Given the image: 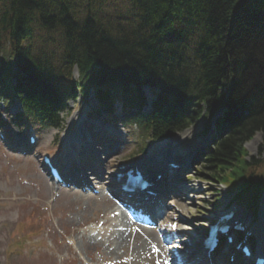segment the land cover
Instances as JSON below:
<instances>
[{
	"label": "trees",
	"instance_id": "obj_1",
	"mask_svg": "<svg viewBox=\"0 0 264 264\" xmlns=\"http://www.w3.org/2000/svg\"><path fill=\"white\" fill-rule=\"evenodd\" d=\"M144 86L157 88L146 112ZM11 90L17 124L60 129L75 93L92 92L148 142L220 110L202 169L256 184L264 157L243 146L256 132L264 143V0H0L6 109Z\"/></svg>",
	"mask_w": 264,
	"mask_h": 264
},
{
	"label": "rangeland",
	"instance_id": "obj_2",
	"mask_svg": "<svg viewBox=\"0 0 264 264\" xmlns=\"http://www.w3.org/2000/svg\"><path fill=\"white\" fill-rule=\"evenodd\" d=\"M73 74H76L75 70ZM143 90L151 98L148 89ZM97 108L92 93L84 99L70 102L69 110L64 115L65 122L59 131L33 123L15 124L12 121V112L17 109L15 103L11 104L9 113L5 112L0 103V120L6 119L8 124L1 127L9 140V143L0 141V264H166L163 258L167 251L163 242L166 231L159 230L162 225H168V220L162 221L154 229L139 228L130 221V231L134 229L141 239L131 238L122 248H115V244L108 239H113L123 230V222L114 214V209L118 206L113 203L115 199L106 193L100 195L99 189L95 190V187L100 186L101 177L89 180L88 186L78 187L76 177L69 175L73 173V169L66 172L65 143L78 146V155L86 164L82 169L83 177H91L86 168L95 167L98 171L101 170L102 175L109 177L110 183L115 182L120 163L134 161L142 156L130 157L138 150L139 143H143L133 138L136 130L126 128L119 119L112 120L104 113L96 112ZM116 109L120 110L119 103H116ZM88 111L96 114H89ZM207 123L209 124L207 119L201 118L176 137L170 138L173 140L179 135H186L179 146L186 148L188 153H180L178 147L175 149L177 158L184 159L186 166L170 173L173 175L171 181L184 175L192 178L203 171L204 176L198 177L201 181L200 193L193 195L194 198L185 199L178 192L176 181L169 191L170 196H165L162 201L165 203L172 198L171 195L175 196L173 199L177 202L176 206L185 214L182 219L185 225L179 223L182 233H187V230L193 232L190 227L193 225L200 233L206 234L213 220L211 213L225 211L233 202L240 205L244 212H248L251 227L257 233V227L262 225L260 218L264 219L259 211L263 193L255 195V191L247 187V184L232 179L226 183L236 190H229L226 185V192L223 188L219 191L220 185L209 178L206 170L200 166V154L208 142ZM189 129L194 130L186 132ZM29 133L37 137L36 145L28 144ZM243 147L248 157H263L262 133L256 132ZM43 153L50 154L65 176L72 179L68 177L69 181L64 184L53 185L40 167V155ZM163 177L167 179L165 173ZM255 180L258 186L254 190L264 186V171L259 170ZM159 182L163 187L169 185L166 181ZM115 185L116 183L113 186ZM151 188L160 192L155 186ZM91 228L94 230L91 231ZM149 230L156 235L152 240L155 247L149 245L150 250H146L139 241L144 239L141 234L146 235ZM24 235L28 239L23 240ZM263 238L264 231L261 228L257 240ZM17 240H22L21 246L15 244ZM134 246L136 249L131 252V247ZM255 249H258V245Z\"/></svg>",
	"mask_w": 264,
	"mask_h": 264
},
{
	"label": "bare ground",
	"instance_id": "obj_3",
	"mask_svg": "<svg viewBox=\"0 0 264 264\" xmlns=\"http://www.w3.org/2000/svg\"><path fill=\"white\" fill-rule=\"evenodd\" d=\"M143 88H147L151 98H154V94L153 93L157 92V88L148 87V86H144ZM143 88H142V90H143ZM145 93L146 92H144V94ZM193 130L194 129H189L186 132H191ZM185 136L186 135L182 134V135H179L176 139H173V140L172 139H170V140L164 139V140H160L158 142L153 143L150 146V148L145 152L144 155H142L141 157H139L138 159H136L134 161H130V162L124 163L125 169L131 168V167L137 168V169L143 168L146 171L153 172L154 170H158L160 168V170L162 172H165V176H166L167 172H169V173L176 172V169H172V168L167 167L166 163L169 162V161H176V159H178V158H176V157H178V156H176L178 153L175 151V149L177 147H178V149H180L179 150L180 153L182 151H185L186 155L188 154L186 148H184L182 146L181 147L179 146L180 142L183 141ZM65 148L67 149L66 153H65L66 172H68L70 169H73V173H71L69 175H71V177H76L75 180H78L77 181L78 183H76L78 187L88 186V184H89L88 181L89 180L98 178V176H100L101 177L99 179V180H101V183L99 182L100 186H98L97 188L95 187V190L99 189V194L100 195L107 191V192L113 194L115 197L119 196V198H121V207H123V208H126L129 203H133V201H135V199H134L135 195L126 194V196L125 195L122 196L121 191H119V186L124 183L123 180H121L118 183V185L116 184L115 186H113L115 184V182L110 183L109 177H106L105 175H102L101 170L98 171V169L95 168V167L86 168L87 171H89L88 174L91 177H85V176L83 177L82 169L85 167L86 164L84 163V159L81 158L78 155V146L76 147V145H75V147H74L73 145H70L69 143H65ZM184 165H185V163H184ZM66 177L67 178L68 177L71 178L70 176H66ZM170 177L172 178L173 175H170ZM170 177L167 180H166V177H161V179L166 180V182H168V184H170V186H171L172 183H171V178ZM180 178H182V177H180ZM104 179H107V181H103ZM94 181H97V180H94ZM158 181H160V180H158ZM158 181H156L154 183L156 184ZM182 186L184 188L182 196L185 197V199H190V197L192 198L193 195L197 194V191H198L197 189L191 188L190 190L186 191L185 188L189 187V185H182ZM147 188H149V187H147ZM137 191L140 194V190H137ZM104 196H105V194H104ZM146 196H149V195L146 194ZM139 197H142V196H139ZM148 198L149 199H153V197H148ZM113 203L116 204V201L113 202ZM180 203H182V202H180ZM173 205H175L174 204V200L170 199V200H167L164 203L163 207H162V205H158L157 208H161V210L164 211V214L166 215V217H171V218H173V220H177L178 216L175 213L170 211V206H173ZM114 210H115L114 214L116 216H119L120 217V221L123 222V225H122L121 228L123 230H126V232L122 230V231L119 232V234L116 237H114L111 240L110 239H108V240L110 242H112L113 244H115V246H114L115 248H122L123 246H125L127 241L131 240V238H133V240H138V238L140 237V234L135 232L134 229L133 230L131 229L132 231H130V226L132 227V225H130L131 222H130L129 219L126 218L125 213L123 212L122 209H120V207H117ZM238 210L239 211L237 212L236 216H240L241 214L242 215H246V213H243V211L241 209H238ZM261 211L264 212V197L262 198V202H261ZM217 212H218V214L216 216H219L220 214H223V213L228 212V211L220 213V211L218 210ZM181 214H183V213H181ZM211 216H214V213H211ZM126 220H129V221H126ZM106 221H107V219H106ZM222 223H225V222H222ZM135 226H138L139 228H143L144 227L142 225H135ZM163 227H165V226H163ZM152 229H154V228H152ZM162 229L165 230L164 228H162ZM90 230L93 231L94 229L91 228ZM169 230H170V228L168 229V231ZM151 232L152 231L148 232V234H146V235H142L141 234V236L144 239L142 241H139L140 244L146 250L149 249V245H153L155 247V245L152 243V240H153V238H156V235L153 232L152 233ZM140 239H141V237H140ZM135 249H136V246L131 247V252L134 251ZM260 250H261V247L258 248L259 252H260ZM202 252H204V250ZM182 256H184V258H187L186 256H188V255L183 253ZM186 260H188V259H186Z\"/></svg>",
	"mask_w": 264,
	"mask_h": 264
}]
</instances>
